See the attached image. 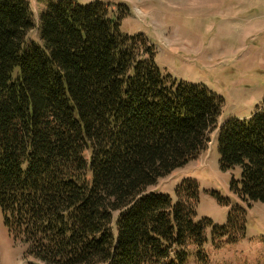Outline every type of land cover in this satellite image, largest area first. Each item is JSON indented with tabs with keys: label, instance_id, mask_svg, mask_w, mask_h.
<instances>
[{
	"label": "trees",
	"instance_id": "trees-1",
	"mask_svg": "<svg viewBox=\"0 0 264 264\" xmlns=\"http://www.w3.org/2000/svg\"><path fill=\"white\" fill-rule=\"evenodd\" d=\"M73 0L49 3L38 38L27 0H0V211L8 235L41 264H187L220 237L245 233L197 220L199 188L147 191L205 149L221 102L161 75L152 45L120 32L127 15ZM231 190L264 204V101L216 139ZM220 200V199H219ZM208 233V234H207Z\"/></svg>",
	"mask_w": 264,
	"mask_h": 264
},
{
	"label": "rangeland",
	"instance_id": "rangeland-1",
	"mask_svg": "<svg viewBox=\"0 0 264 264\" xmlns=\"http://www.w3.org/2000/svg\"><path fill=\"white\" fill-rule=\"evenodd\" d=\"M57 1L27 0L35 26L27 39L38 38L40 13ZM73 1L80 6L101 2L114 17L125 7L128 12L120 22V32L130 37L142 35L152 45L161 75L175 83L202 87L221 102V116L205 149L147 189L172 198L174 189L183 181L196 182V219L206 218L220 227L235 215L233 209L243 211L242 237L227 244L230 238H238V234L229 231L220 237V249L215 250L207 233L206 261L198 262L194 249L189 248L187 264H264V204L242 200L231 190L240 179V169L220 170L216 153V139L224 124L249 119L264 101V23L260 18L264 17V0ZM252 32L254 37L246 45L241 44V39ZM0 264H41L28 256L26 244L8 235L1 211Z\"/></svg>",
	"mask_w": 264,
	"mask_h": 264
},
{
	"label": "crops",
	"instance_id": "crops-1",
	"mask_svg": "<svg viewBox=\"0 0 264 264\" xmlns=\"http://www.w3.org/2000/svg\"><path fill=\"white\" fill-rule=\"evenodd\" d=\"M260 18L263 20V23H264V17H262V15H261ZM250 20H254L255 21L256 18L255 17H250ZM253 32L255 33V31H253ZM253 32L252 33H248V35L243 40L241 39V41H240L241 44L246 45V41H250L251 40L250 38L254 37ZM262 48H264V42H262Z\"/></svg>",
	"mask_w": 264,
	"mask_h": 264
}]
</instances>
